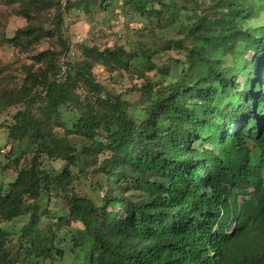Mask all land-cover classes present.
I'll return each mask as SVG.
<instances>
[{
    "label": "trees",
    "instance_id": "obj_1",
    "mask_svg": "<svg viewBox=\"0 0 264 264\" xmlns=\"http://www.w3.org/2000/svg\"><path fill=\"white\" fill-rule=\"evenodd\" d=\"M0 3V264H264V0ZM109 7L152 34L72 40Z\"/></svg>",
    "mask_w": 264,
    "mask_h": 264
},
{
    "label": "rangeland",
    "instance_id": "obj_2",
    "mask_svg": "<svg viewBox=\"0 0 264 264\" xmlns=\"http://www.w3.org/2000/svg\"><path fill=\"white\" fill-rule=\"evenodd\" d=\"M114 3H117V0H114ZM118 6V5H116ZM108 11L99 10L96 12V22H93L91 18H88L84 13H81L77 10H73L69 15H66L67 24L69 25V34L71 35L72 40L74 41H85L88 40L90 43H97L99 46L113 45V44H123L127 48H130L129 41L137 40L143 34H152V27L150 22L146 18H140L137 24L135 22L130 23L129 25H123L120 19H117L114 15V12L110 11L112 7L108 8ZM73 21V23H72ZM25 20H22L16 13V6L6 5L0 3V28L3 25L7 27V33L11 35L17 27L21 26ZM157 20L154 19L153 29H157L156 26ZM147 25V26H146ZM155 25V26H154ZM137 27L140 30H137ZM145 28L144 30H142ZM49 47V43L45 42L40 48L47 49ZM16 57V53L13 49L9 47H0V67L3 64H8L12 59ZM23 61H26L24 59ZM20 61V64L21 62ZM165 64L164 61H162ZM17 65L11 67V69L15 68ZM99 72V78L102 82L106 83L110 88L116 89L117 91H123L133 87L135 83L142 84L143 81H138L137 78L131 79L126 75H122L116 80L118 82L113 83V78H111L110 74L103 70V68H97ZM7 73V71L3 72ZM2 73V74H3ZM16 109L12 108L3 116L7 121L11 120V114ZM5 138V137H3ZM2 141L4 142V139ZM93 185H90V181L87 179H81L79 181V191L83 195H96L97 191L92 188ZM28 221V217H22L16 219L10 223H6L10 229L14 230L15 233L19 232L21 227L26 224ZM80 254V253H79ZM81 255V254H80ZM75 262H79L81 260L80 256L75 257ZM71 257L67 260L60 262V264H69Z\"/></svg>",
    "mask_w": 264,
    "mask_h": 264
}]
</instances>
